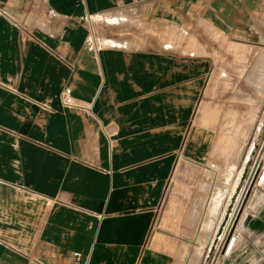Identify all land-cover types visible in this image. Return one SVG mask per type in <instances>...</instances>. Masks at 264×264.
Returning a JSON list of instances; mask_svg holds the SVG:
<instances>
[{"label": "crops", "instance_id": "obj_1", "mask_svg": "<svg viewBox=\"0 0 264 264\" xmlns=\"http://www.w3.org/2000/svg\"><path fill=\"white\" fill-rule=\"evenodd\" d=\"M263 11L264 0H0V264H264V160L244 192L249 158H232L242 188L208 263L200 239L217 146L233 111H249L247 98L233 107L230 81L216 96L217 61L230 66L237 45L264 57ZM96 17L112 27L99 32ZM170 26L189 45L177 33L168 47Z\"/></svg>", "mask_w": 264, "mask_h": 264}, {"label": "rangeland", "instance_id": "obj_2", "mask_svg": "<svg viewBox=\"0 0 264 264\" xmlns=\"http://www.w3.org/2000/svg\"><path fill=\"white\" fill-rule=\"evenodd\" d=\"M253 17L256 21L259 22L257 27L256 25H254V28H256V30L261 33L260 27H263L264 29V17H262L258 13L254 14ZM126 20V24H130L133 28H140L143 26V23L139 22L136 17H128ZM95 25L98 28L99 32H107L106 29L112 27V23L108 22L106 17H96ZM200 31L207 33V31L202 30L201 28ZM177 33L179 37V47L189 45V43L191 42V35L189 31L185 29H179V32H177L176 28L170 26L168 28V47L174 46L173 42H175L174 40L177 36ZM212 36L217 37V35L214 34ZM218 42V39L215 38V43L218 44ZM238 47V45L232 46L233 52L231 56V65L226 66V69H224L223 64L218 65L219 58L217 57L218 61L213 77L217 81L216 96L223 95V84H220L218 81H230L229 84L233 107L239 106L238 102L242 99L247 98V100L249 101V111L246 119L244 118L243 114H239V112L233 111L232 118L234 115L236 116V125L235 123H232L231 119V131L233 132V134L230 137H221L217 146L215 156L216 166L211 169L216 173L213 179L214 188L211 195L210 205L207 211V218L205 219V225L203 228L204 233L200 239L203 242L205 238L208 237V241L211 245V242L213 241V238L217 231H219V235L217 238L218 240L216 239L217 242L215 241L216 244L214 243L213 248L211 250L209 249V251L207 250V248L205 250L203 256L210 255V257H208V260H206L207 263L211 260V257L214 255L215 251L219 250L218 241H222L224 237V230L227 226V218L233 213L232 211L234 206L232 207L231 212L225 215L226 212L224 210V204L220 203L222 200H220L219 195H221L224 186L226 187V185H229V182L225 180V176L228 171L231 170L232 172L229 173V177L230 174H233L232 179L234 180L238 172L240 173L241 171L245 170L234 169L236 160L233 161V166L231 168L226 169L227 166L232 161L233 157H238V165H242L246 161V159L249 158L244 179L242 181V186L245 192L248 182H250L255 176L259 174L260 166L262 165V161L264 160V64L260 62V60L264 59V57H257L255 55L241 57L236 54V52H239ZM220 85L222 89L219 88ZM228 86L229 85L226 84V92L229 89ZM260 106H262V109H260ZM245 132L246 134H244ZM257 133H259L258 137L256 136ZM184 171L188 172L186 174H193L190 173L191 170L189 168L184 169ZM200 172V174L203 175L205 174L206 169H200ZM224 202L225 201H223V203ZM214 222L215 228L214 230H210V226H208V224H212Z\"/></svg>", "mask_w": 264, "mask_h": 264}, {"label": "bare ground", "instance_id": "obj_3", "mask_svg": "<svg viewBox=\"0 0 264 264\" xmlns=\"http://www.w3.org/2000/svg\"><path fill=\"white\" fill-rule=\"evenodd\" d=\"M232 171H228V173L226 174L225 176V180H227L229 182V185L226 187L224 186V189L221 193V195H219L220 197V200H222L220 203L221 204H224V210H225V215L226 214H229L232 210V207L234 206L235 202L237 201L238 197H239V193H240V190H241V180H242V177H243V171H241L240 173L238 172L237 173V176L235 177V179L233 180L232 179V176L233 174H230V177H229V173H231ZM224 174V173H223ZM226 199V200H225ZM223 201H225L223 203ZM216 205V204H215ZM219 205V204H218ZM222 206V205H221ZM223 208V207H222ZM223 210V211H224ZM220 211V210H219ZM223 214V212H222ZM220 218V217H219ZM229 218V217H228ZM227 218V220H228ZM226 220V221H227ZM225 221V222H226ZM217 227V226H216ZM223 227V226H222ZM222 230V229H221ZM216 232V231H215ZM218 232H216L214 238H213V241L211 242L212 244L210 245V250L213 248L214 246V243L216 241V239L218 238ZM218 240V239H217Z\"/></svg>", "mask_w": 264, "mask_h": 264}]
</instances>
